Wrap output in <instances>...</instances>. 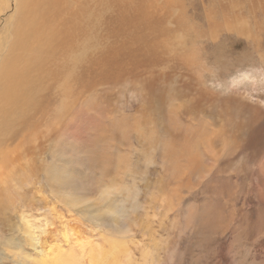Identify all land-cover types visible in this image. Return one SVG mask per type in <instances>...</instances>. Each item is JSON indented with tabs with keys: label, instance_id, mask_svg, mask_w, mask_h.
<instances>
[{
	"label": "rangeland",
	"instance_id": "374dc122",
	"mask_svg": "<svg viewBox=\"0 0 264 264\" xmlns=\"http://www.w3.org/2000/svg\"><path fill=\"white\" fill-rule=\"evenodd\" d=\"M106 1H97L102 14H107L101 7ZM220 6L238 10L241 31H228L222 12L230 9ZM244 7V0H171L173 13H165L163 24L168 22L160 26L176 41L172 49L182 55L177 69L164 64L169 75L162 79L143 74L146 79L131 84L123 78L90 95L102 110L100 120L110 127L106 120L116 119L114 138L107 130L105 145L113 147L121 163V172L111 176L128 188V197L113 192L99 209L87 208L88 199L99 201L100 194L112 189L110 180L101 177L96 195L77 192V204L72 200L65 205L53 194L70 187L50 189L41 170L42 162L49 160L51 141L42 145V153L27 145L29 161L15 165L5 183L0 179V264H19L7 243H1L5 239L14 246L19 241V251L34 259L41 250L69 253L84 238L101 245L107 237L121 241L136 264H264V188L253 174L264 170V20ZM87 37L90 51L94 33ZM245 74L254 80L244 79ZM150 81L144 90L142 84ZM49 91L44 101H58L55 90ZM248 115L260 116L254 118L260 124L250 122L248 128ZM135 122L140 129L133 133L120 126L129 128ZM254 126L260 128L254 131L260 136L257 151L246 144ZM234 140L240 145L234 146ZM165 142L173 148L167 149ZM185 143L195 145L201 155L198 163H189L195 150L190 157L183 155ZM205 168L208 176L203 175ZM24 213L35 246L22 234ZM229 216L235 222H229ZM231 223L232 230L241 231L237 238ZM256 223L262 232L247 238L246 227ZM143 253L154 262L144 261Z\"/></svg>",
	"mask_w": 264,
	"mask_h": 264
},
{
	"label": "bare ground",
	"instance_id": "6f19581e",
	"mask_svg": "<svg viewBox=\"0 0 264 264\" xmlns=\"http://www.w3.org/2000/svg\"><path fill=\"white\" fill-rule=\"evenodd\" d=\"M97 1L0 0L1 182L5 183L6 179L12 176L10 174H13L15 165L29 161L27 145H34L33 149L38 147L36 150L42 153V145L51 141V151L46 153L49 160L46 158L41 164L44 179L53 190L60 191L70 187L53 194L58 201L65 205H69L72 200L76 203L79 198L74 196L81 191L96 195L93 193L94 189L100 188L104 179L110 180L109 186L112 189L100 194L99 201L88 199L89 209H99L104 205L103 198L113 192H125L128 197V188L119 185L117 176H111L121 172V163L113 147L106 149L105 145L107 130L114 138L112 130L114 131L113 127L117 123L116 119L106 120L108 125L111 123L110 127L104 123V119L100 120L102 110L93 105L91 99L94 98L90 95L94 94L93 91L97 88L114 85L123 78H127L131 84L136 83L137 78L146 79L141 76L143 74H154V79H162L161 75L165 76L169 72L162 66L171 64V68L177 69L182 56L172 49L176 41L174 42L173 37L160 26L168 22L163 24L167 18L164 19V14L173 11L170 10L171 0H162V3L158 0H107V3L101 4L102 10L107 12L105 15L101 13ZM244 1V9H248L249 13L257 12L264 20V0ZM222 7L218 9H230L222 12L226 13L224 17L228 31H241L244 27L239 22L240 19H236L238 10ZM176 23L175 21V26ZM90 33H94L95 45L88 51L91 45L87 47L90 39L87 36ZM244 79L254 80L249 74H245ZM149 86L151 81L142 84L144 90ZM50 89L55 90L53 97L58 101L50 97V101L46 103L44 98L48 96ZM106 116L104 114V117ZM144 117H148L147 122L151 123L148 114ZM248 118V128L251 126L250 122L260 124L254 121L255 115H248ZM259 118L260 116H256L255 119ZM136 124L138 122L129 128L122 124L120 126L125 132L133 133L140 129ZM82 125L83 131L80 129L83 128ZM256 129L260 128L254 126L246 141L255 151L260 141L258 132H254ZM153 136L156 137L154 133ZM40 140L42 143H39ZM239 145L234 140V146ZM164 146L167 149L173 148L172 143L165 142ZM183 147V155L188 157L195 150L194 144L185 143ZM200 156L195 150L189 163H198ZM40 157L42 159V155ZM86 165L90 167L89 174L86 173ZM255 173L264 188V170L257 169V172L253 171V174ZM208 174L209 171L205 168L203 175ZM1 190L0 187V192ZM77 206L79 207V204ZM107 211L111 212V209ZM102 213L105 212L102 210ZM26 217L24 213L21 218L25 223L22 234L35 246V238L33 239L28 231L29 222ZM229 222H235V219L229 216ZM259 225L260 223H256L246 227L247 238H250L251 234L262 232ZM230 226L228 228L237 238L241 234L240 229L235 227L232 230L233 223ZM106 235L108 236L107 233ZM107 238L101 245L84 238L76 243L75 251L72 248L69 253L60 249L53 251L52 248L41 250L38 258L34 259L19 251V241L18 245L15 243L16 246L9 243L10 241L6 242V239L1 243H7L6 247L11 249L9 250L16 258L15 263L19 264H136L137 260L129 255L128 248L121 244V241L118 243ZM22 259L26 261L22 262ZM142 259L154 262L153 257L146 253H143Z\"/></svg>",
	"mask_w": 264,
	"mask_h": 264
}]
</instances>
